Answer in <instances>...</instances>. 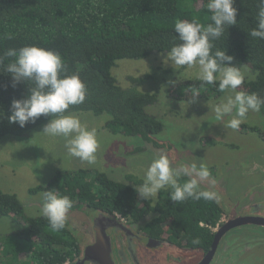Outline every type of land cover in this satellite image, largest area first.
Wrapping results in <instances>:
<instances>
[{
  "label": "trees",
  "instance_id": "obj_1",
  "mask_svg": "<svg viewBox=\"0 0 264 264\" xmlns=\"http://www.w3.org/2000/svg\"><path fill=\"white\" fill-rule=\"evenodd\" d=\"M207 3L208 0H0V55L27 45L59 53L67 74H78L87 89L85 102L70 106L64 115H107L111 132L136 137L147 147L171 148L168 141L158 139L164 123L148 111L158 103V95L135 85L123 87L113 68L120 59L140 60L167 54L179 43L174 31L178 19L196 18L205 26L212 23ZM257 5L258 0H235L237 24L212 41V51L225 50L234 57L235 67L250 69L252 77L245 79L238 89L264 98V40L248 35L256 27ZM5 33H11L13 38H4ZM32 87L31 81L13 87L11 76L0 66V139L22 137L57 118L41 116L23 128L8 122L12 100L22 99ZM183 89L195 90L198 97L204 98L224 93L218 90V81L202 86L198 79L185 84ZM260 112L264 114V105ZM250 129L262 133L258 127ZM135 182L138 184V179ZM136 189L139 188L135 183L115 180L100 170L79 168L57 171L47 183L34 186L29 192L36 195L58 191L73 201L71 210L88 207L120 213L133 220L155 210L160 214L156 222L168 221V231L176 240L209 248L214 237L212 229L222 218L216 201L189 198L176 203L170 199L171 189L167 188L153 203L151 199L141 200ZM7 216L23 226L0 237V264H66L80 249L79 232L70 221L72 231L68 227L52 231L41 215L26 216L25 205L17 194L0 189V217Z\"/></svg>",
  "mask_w": 264,
  "mask_h": 264
},
{
  "label": "rangeland",
  "instance_id": "obj_2",
  "mask_svg": "<svg viewBox=\"0 0 264 264\" xmlns=\"http://www.w3.org/2000/svg\"><path fill=\"white\" fill-rule=\"evenodd\" d=\"M198 71V66L172 67L166 54L140 60L120 59L113 68V74L123 87L135 85L143 91L158 95V103L149 107L148 111L164 123V130L158 139L168 141L177 157L196 162V158L202 160L203 155L208 166L214 164L218 168H223L226 162H233L237 156L249 155V159L255 157L257 161H251L247 166L250 173L254 171L258 176L256 181L237 182L233 174L229 178V187L230 192L233 189L234 196L244 202L257 201L259 197L257 193L254 194V190L248 191L247 195L244 193L246 198L240 195L249 183L251 187L258 184L259 194L264 192V114L250 110L237 130L226 127L231 116H226L223 121H216L212 107L234 93L228 90L219 97L197 96L193 99L196 91L183 89V86L197 80ZM241 72L245 79L252 77L248 68H243ZM170 81L176 83L173 85ZM69 115L78 118L84 127L95 132L98 141L95 164L89 165L86 161L70 156L65 146L66 138L44 134L43 127L48 122L29 130L22 137L6 136L0 139V189L17 194L25 205L28 217L40 215L43 203L41 194L32 195L29 189L47 183L57 171L97 169L115 180L135 183L139 188L143 183L145 170L156 158L151 147L144 145L140 139L111 132L107 127V115L97 116L91 112ZM253 126L258 127L262 133L252 131L250 127ZM137 179L138 184L135 182ZM157 198L158 196L153 199L156 201ZM70 217L74 219L71 221ZM78 220L75 215L68 216V221L77 229L81 242L85 245L87 241L83 239L82 222ZM22 226L14 218L0 217V237ZM256 264L264 262L257 261Z\"/></svg>",
  "mask_w": 264,
  "mask_h": 264
},
{
  "label": "clouds",
  "instance_id": "obj_3",
  "mask_svg": "<svg viewBox=\"0 0 264 264\" xmlns=\"http://www.w3.org/2000/svg\"><path fill=\"white\" fill-rule=\"evenodd\" d=\"M234 4L235 0H208L207 9L211 13L212 23L206 26L196 18L178 19L174 23V31L178 34L179 43L171 47L166 59L176 68L198 66L197 78L202 86L215 85L218 81L219 91L231 90L234 95L221 99L211 110L216 121L231 116L226 127L237 130L250 110L260 111L264 98L257 93L237 91L244 83L245 76L232 64L234 57L226 54L225 50L212 51V41L224 35L226 28L237 24L238 10ZM257 6L256 27L248 35L264 40V0H258ZM4 38L12 39L13 35L5 33ZM5 60H8L6 65ZM0 66H4V70L11 76L13 87L25 81L34 84L22 99L12 100L8 122L23 128L29 122L35 123L41 116L56 115L57 118L50 119L44 125L42 132L51 137L66 138L65 146L70 156L86 161L89 165L95 164L98 148L95 132L84 127L78 118L64 115L70 106L85 102L87 89L78 74H67L61 55L39 46L27 45L5 51L0 55ZM170 83L174 85L176 81ZM197 96L198 93L193 99ZM182 176L188 179L180 183ZM205 180L213 186L216 183L210 178L209 169L205 165L197 166L193 162L173 168L170 160L160 155L145 170L143 183L136 192L144 201L157 197L165 188L171 189L170 199L176 203L189 198L218 201L216 191L200 188V181ZM41 196L43 203L40 215L47 220L51 230L60 231L68 227L72 231L68 225V213L73 207V201L69 196L53 190L45 191ZM193 243L199 241L193 240Z\"/></svg>",
  "mask_w": 264,
  "mask_h": 264
},
{
  "label": "flooded vegetation",
  "instance_id": "obj_4",
  "mask_svg": "<svg viewBox=\"0 0 264 264\" xmlns=\"http://www.w3.org/2000/svg\"><path fill=\"white\" fill-rule=\"evenodd\" d=\"M151 147V146H149ZM156 157L166 156L173 168L180 164L190 165L191 161L176 156L174 149L151 147ZM159 151V152H158ZM246 157H236L223 168L212 164L208 166L196 158L197 166L203 164L210 172V178L216 181H200L201 189H210L218 193L216 201L222 210L219 224L212 229L214 237L208 249L194 247L187 241L176 240L168 231V221L156 222L159 213L150 210L139 220L124 217L120 213H107L102 210L70 209L69 215H75L82 222L85 245L69 259L66 264H256L264 262V192L259 194L258 184L251 183L240 195L246 198L248 191L254 190L259 199L249 203L235 197L229 187V178L239 182L256 181L254 171L250 173L248 164L257 161ZM230 167V168H229ZM223 170V171H221ZM188 179L182 176L180 180ZM260 179H257L259 181ZM167 189V188H165ZM160 191L156 203L160 199ZM232 193V196L230 195ZM74 217V216H73ZM71 221H72V218ZM74 219V218H73ZM70 221V223H72ZM253 225L254 227H246ZM79 235V234H78ZM218 240L215 247L216 236Z\"/></svg>",
  "mask_w": 264,
  "mask_h": 264
},
{
  "label": "water",
  "instance_id": "obj_5",
  "mask_svg": "<svg viewBox=\"0 0 264 264\" xmlns=\"http://www.w3.org/2000/svg\"><path fill=\"white\" fill-rule=\"evenodd\" d=\"M217 240H218V235L216 236L215 243H214L213 247H215Z\"/></svg>",
  "mask_w": 264,
  "mask_h": 264
}]
</instances>
